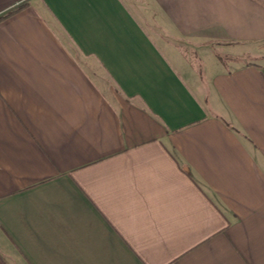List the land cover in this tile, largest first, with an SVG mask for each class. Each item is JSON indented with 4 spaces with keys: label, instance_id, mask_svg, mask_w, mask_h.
I'll list each match as a JSON object with an SVG mask.
<instances>
[{
    "label": "crops",
    "instance_id": "1",
    "mask_svg": "<svg viewBox=\"0 0 264 264\" xmlns=\"http://www.w3.org/2000/svg\"><path fill=\"white\" fill-rule=\"evenodd\" d=\"M0 16V264H264V0Z\"/></svg>",
    "mask_w": 264,
    "mask_h": 264
},
{
    "label": "rangeland",
    "instance_id": "2",
    "mask_svg": "<svg viewBox=\"0 0 264 264\" xmlns=\"http://www.w3.org/2000/svg\"><path fill=\"white\" fill-rule=\"evenodd\" d=\"M187 44L198 56L217 57L229 68L252 63L259 49L255 44L230 46L211 40L187 41Z\"/></svg>",
    "mask_w": 264,
    "mask_h": 264
},
{
    "label": "trees",
    "instance_id": "3",
    "mask_svg": "<svg viewBox=\"0 0 264 264\" xmlns=\"http://www.w3.org/2000/svg\"><path fill=\"white\" fill-rule=\"evenodd\" d=\"M19 8H22V5H20V6L18 7V9H19ZM11 13H12V11L8 12V13L6 14V16L9 15V14H11ZM4 17H5V16H0V20H2Z\"/></svg>",
    "mask_w": 264,
    "mask_h": 264
}]
</instances>
